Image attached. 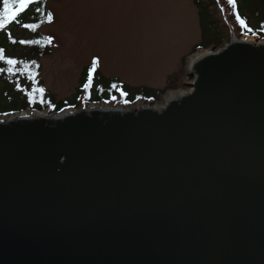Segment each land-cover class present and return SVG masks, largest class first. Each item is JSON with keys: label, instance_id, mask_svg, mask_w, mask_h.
Returning <instances> with one entry per match:
<instances>
[{"label": "water", "instance_id": "water-1", "mask_svg": "<svg viewBox=\"0 0 264 264\" xmlns=\"http://www.w3.org/2000/svg\"><path fill=\"white\" fill-rule=\"evenodd\" d=\"M187 77L160 111L0 125V264H264V41Z\"/></svg>", "mask_w": 264, "mask_h": 264}, {"label": "rangeland", "instance_id": "rangeland-1", "mask_svg": "<svg viewBox=\"0 0 264 264\" xmlns=\"http://www.w3.org/2000/svg\"><path fill=\"white\" fill-rule=\"evenodd\" d=\"M225 7L228 0H219ZM52 22L41 29L51 55L41 59L44 90L58 100L75 94L83 70L94 63L105 77H117L133 88L161 89L175 77L172 89L161 101H140L124 111L150 108L160 111L172 96L192 92L187 67L205 53H219L238 38L219 48L193 51L200 42L199 10L195 0H50ZM218 14V11H216ZM226 14V13H225ZM226 17H229L226 14ZM216 19H222L219 14ZM115 107L114 104L83 105ZM43 112L42 114H46ZM28 117L39 113L24 112ZM21 114L1 116V120Z\"/></svg>", "mask_w": 264, "mask_h": 264}, {"label": "trees", "instance_id": "trees-1", "mask_svg": "<svg viewBox=\"0 0 264 264\" xmlns=\"http://www.w3.org/2000/svg\"><path fill=\"white\" fill-rule=\"evenodd\" d=\"M49 1L41 0L37 4L36 0H32L15 20L0 26V57L4 58L0 60V117L48 110L62 114L68 110L81 109L83 105L100 103L126 108L140 101L156 103L178 80L175 77L168 79L166 86L161 89H136L117 77H105L93 63L83 70L75 94L58 100L44 90L41 77V59L52 52L48 38L41 32L44 26L52 22H48V14H51ZM195 5L199 10L201 39L193 48L194 52L219 48L230 42L232 31L238 38L252 36L264 40V0H235V7L229 3L224 7L219 0H195ZM2 11L3 0H0V13ZM216 11L222 19H216ZM6 59L18 62L12 72L8 71L9 66L4 63ZM25 65L28 66L27 70Z\"/></svg>", "mask_w": 264, "mask_h": 264}, {"label": "snow or ice", "instance_id": "snow-or-ice-1", "mask_svg": "<svg viewBox=\"0 0 264 264\" xmlns=\"http://www.w3.org/2000/svg\"><path fill=\"white\" fill-rule=\"evenodd\" d=\"M32 2V0H3V11L0 13V26L7 25L11 21L15 20L17 15H19L21 12H23L26 8H28L29 4ZM41 0H36V3H40ZM43 2H46V0H43ZM229 4L235 7V0H228ZM239 19V17H237ZM52 17L51 14H48V22H51ZM241 24H243V21H240ZM35 27V26H33ZM4 59L3 57H0V60ZM4 63H6L8 67V71L12 72L15 65L18 63L14 59H6L4 60ZM95 63V61H94ZM27 65H25V70H27ZM42 92L43 89H40Z\"/></svg>", "mask_w": 264, "mask_h": 264}, {"label": "bare ground", "instance_id": "bare-ground-1", "mask_svg": "<svg viewBox=\"0 0 264 264\" xmlns=\"http://www.w3.org/2000/svg\"><path fill=\"white\" fill-rule=\"evenodd\" d=\"M237 39V38H236ZM244 40H247L248 42H251L253 41L251 38H248V39H244ZM205 54H208V53H205ZM180 97L179 96H172L171 99H179ZM111 110V111H110ZM79 112V111H78ZM102 113V114H105V113H108V112H114L111 107H105V106H91V107H88V108H85L83 110H81L79 113H83L87 116H90L92 114H95V113ZM71 113H74V112H71ZM70 114V113H68ZM43 117H47V115L45 116V114H37L33 117H28L26 114H21L19 115L18 117L16 118H11V119H7V120H1L0 121V125H6L8 124L9 120H12V121H17V120H34V119H39V118H43ZM51 118H56V116H53Z\"/></svg>", "mask_w": 264, "mask_h": 264}]
</instances>
